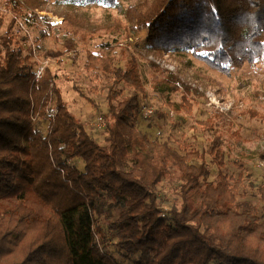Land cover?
Instances as JSON below:
<instances>
[{
	"label": "trees",
	"instance_id": "obj_1",
	"mask_svg": "<svg viewBox=\"0 0 264 264\" xmlns=\"http://www.w3.org/2000/svg\"><path fill=\"white\" fill-rule=\"evenodd\" d=\"M72 1L121 7V0ZM3 4L24 12L19 0ZM120 10L129 33L145 31L149 51L189 52L224 74L264 58V0H133ZM98 26L83 34L74 24L63 28L86 41L111 27ZM14 37L9 28L0 38V264H264V184L256 187L261 211L237 202L245 176L223 172L222 134L211 122L204 123L213 134L215 182L204 162H189L203 152L183 144L181 154L137 129L146 96L137 58L125 57L121 67L112 47L86 50L84 67L111 78L100 144L68 109L55 72H35ZM159 70L154 91L185 85ZM169 105L191 112L186 94ZM172 173L179 202L163 210L156 187ZM106 233L115 238L111 251L100 240Z\"/></svg>",
	"mask_w": 264,
	"mask_h": 264
},
{
	"label": "rangeland",
	"instance_id": "obj_2",
	"mask_svg": "<svg viewBox=\"0 0 264 264\" xmlns=\"http://www.w3.org/2000/svg\"><path fill=\"white\" fill-rule=\"evenodd\" d=\"M19 1L25 5L23 13L6 8L0 0V15L3 17L0 38L11 28L23 54L30 57L33 70L40 74L48 66L55 72V81L68 109L100 144H104V133L97 126L96 117L107 115L106 97L111 78L102 71L87 70L84 63L86 50L102 54L110 52L108 47H112L116 66L122 67L127 56L137 58L140 79L146 89V96L140 95V112L135 122L137 129L152 140L167 143L181 154L184 153L183 144L203 152L202 160L192 158L189 162L194 165L204 162L210 170L208 180L215 182L218 167L208 153L213 134L209 124L204 123L211 122V126L222 134L223 172L233 178L240 172L245 176L238 190L237 202L248 201L261 211L256 187L264 184V58L224 74L209 68L189 52L149 51L144 42L145 31L132 34L124 28L125 20L120 9L133 0H121L120 8H109L99 3L81 5L72 0ZM41 1L44 2L42 5L34 7ZM31 8L36 14L34 18L27 14ZM42 20L57 25L47 23L43 27L39 23ZM63 21L69 23L64 25ZM72 24L80 34L86 33L94 24H99L97 31L111 27L100 29L96 37L83 41L64 31ZM113 26L117 29H112ZM42 28L47 29L44 37L41 36ZM25 31L29 33L28 37L24 35ZM45 61L47 63L43 64ZM153 64L176 74L180 82L190 89L180 85L179 91L175 92L154 91L152 84L162 72ZM117 88L124 94L131 93L124 84H118ZM183 94L191 104L189 113L181 109L175 111L169 105L180 103ZM44 128L45 125L42 126ZM78 166L81 167L82 163L79 162ZM177 186L178 179L172 173L156 187L163 210L178 204ZM100 240L107 242L108 251L113 249L115 238L110 234L106 233Z\"/></svg>",
	"mask_w": 264,
	"mask_h": 264
},
{
	"label": "built area",
	"instance_id": "obj_3",
	"mask_svg": "<svg viewBox=\"0 0 264 264\" xmlns=\"http://www.w3.org/2000/svg\"><path fill=\"white\" fill-rule=\"evenodd\" d=\"M38 14V13H37ZM32 22H33V20L32 19H30ZM24 21H26V19H24ZM35 22H37V21H35ZM39 23L43 26V27H46V24L47 23H49L51 26H53V25H57V24H54V23H51L49 20H42V21H39ZM24 33V35H26L27 37H28V35H29V33H27L26 31L25 32H23ZM35 57V56H34ZM47 63V61H45L43 64H46ZM38 73H39V71H37ZM38 75V74H37ZM46 118H49V117H46ZM38 120H35V122H37ZM96 124H97V126L98 127H100V128H104V126H105V119L103 118V117H101V116H97L96 117Z\"/></svg>",
	"mask_w": 264,
	"mask_h": 264
},
{
	"label": "snow or ice",
	"instance_id": "obj_4",
	"mask_svg": "<svg viewBox=\"0 0 264 264\" xmlns=\"http://www.w3.org/2000/svg\"><path fill=\"white\" fill-rule=\"evenodd\" d=\"M203 55H207V53H202Z\"/></svg>",
	"mask_w": 264,
	"mask_h": 264
}]
</instances>
